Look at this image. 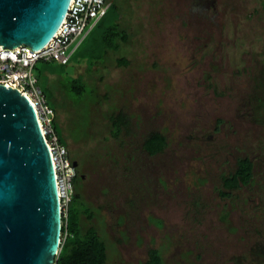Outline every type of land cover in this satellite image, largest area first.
Masks as SVG:
<instances>
[{
    "label": "rangeland",
    "instance_id": "374dc122",
    "mask_svg": "<svg viewBox=\"0 0 264 264\" xmlns=\"http://www.w3.org/2000/svg\"><path fill=\"white\" fill-rule=\"evenodd\" d=\"M115 1L120 48L90 66L49 61L39 78L65 130L88 133L67 134L89 209L81 226L104 240L106 264H141L150 248L164 264H264L262 0ZM78 75L93 94L68 90ZM119 111L128 129L113 136L107 116ZM151 132L166 137L154 155L142 149ZM240 157L250 181L226 190Z\"/></svg>",
    "mask_w": 264,
    "mask_h": 264
},
{
    "label": "water",
    "instance_id": "95a60500",
    "mask_svg": "<svg viewBox=\"0 0 264 264\" xmlns=\"http://www.w3.org/2000/svg\"><path fill=\"white\" fill-rule=\"evenodd\" d=\"M69 3L0 0L1 47H43ZM61 217L55 168L37 114L18 89L0 84V264H54Z\"/></svg>",
    "mask_w": 264,
    "mask_h": 264
},
{
    "label": "trees",
    "instance_id": "16d2710c",
    "mask_svg": "<svg viewBox=\"0 0 264 264\" xmlns=\"http://www.w3.org/2000/svg\"><path fill=\"white\" fill-rule=\"evenodd\" d=\"M106 2H109L106 13L73 51L70 59L73 57L75 59L85 60L90 66L102 61L108 51H117L121 46V42L127 40L128 34L120 25V10L118 4L115 0H106ZM262 6L264 7V0H262ZM48 62L41 61L40 65L38 62L36 63L35 73L38 82L42 73H46L45 71L50 72L46 67ZM118 62L124 64L125 60L120 58ZM67 86L68 90L76 97L84 96L87 93L93 94L92 89L87 87L83 77L79 75L71 77L68 80ZM41 88L45 93L48 103L55 110L53 128L58 136L59 142L67 147L70 159L76 163V174L73 179V197L67 208L66 218H64L63 214L61 217L62 222L64 220L66 222L65 226L63 224L61 226L60 236L61 238L64 237V239L60 243L54 264H106L107 252L104 240L100 237L93 225L83 228L80 224V213L83 208V212H89V209L86 207L82 196L81 161L76 158V154H72L68 149L67 134H70L72 139L77 140L82 136L87 137V130L85 132L84 126L82 136L73 128H66L65 130L61 121L58 119L57 112L60 106L55 101L52 87L50 84H46L41 86ZM107 118L110 124V133L113 136H117L122 129H128V116L122 111L117 112L115 115L110 114ZM165 146L166 137L159 132H151L142 140V149L150 155L161 152ZM252 166V162L248 157L238 158L234 171L229 175L221 177L222 187L226 190H234L242 184H247L252 176ZM141 264H164V261L158 249L150 248L148 249L146 259Z\"/></svg>",
    "mask_w": 264,
    "mask_h": 264
},
{
    "label": "built area",
    "instance_id": "2783aa9c",
    "mask_svg": "<svg viewBox=\"0 0 264 264\" xmlns=\"http://www.w3.org/2000/svg\"><path fill=\"white\" fill-rule=\"evenodd\" d=\"M108 6L109 2L106 0H70L62 23L43 47L32 50L27 44H19L13 48H2L0 45V84L18 89L28 98L37 114L54 164L61 214L64 218L73 197L76 166L53 128L55 110L39 85L35 65L40 60L67 64L73 51L106 13ZM62 223L65 226V220Z\"/></svg>",
    "mask_w": 264,
    "mask_h": 264
}]
</instances>
